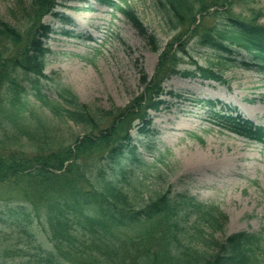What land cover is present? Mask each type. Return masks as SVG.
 <instances>
[{
  "label": "trees",
  "instance_id": "16d2710c",
  "mask_svg": "<svg viewBox=\"0 0 264 264\" xmlns=\"http://www.w3.org/2000/svg\"><path fill=\"white\" fill-rule=\"evenodd\" d=\"M72 2L84 0H15L10 20L0 17V112L8 108L18 119L12 105L31 91L55 117L83 129L72 145L47 153H0L6 197L0 198V264H264L263 234L227 235L218 207L169 189L145 198L149 164L139 150H154L135 145L132 136L155 138L151 113L166 109L170 97L207 106L209 121L221 131L264 144V128L230 106L165 88L173 77L223 83L228 68L263 74L264 26L232 15V0H151L163 23L179 32L161 48L126 0H98L121 13L151 51L161 52L151 77L140 70L142 90L127 106L93 110L68 89L55 101L41 87L54 33L44 20L72 24L58 12ZM223 11L222 28L205 27L208 15ZM186 37L212 52L214 62L182 70ZM18 131L33 138L26 128Z\"/></svg>",
  "mask_w": 264,
  "mask_h": 264
},
{
  "label": "rangeland",
  "instance_id": "374dc122",
  "mask_svg": "<svg viewBox=\"0 0 264 264\" xmlns=\"http://www.w3.org/2000/svg\"><path fill=\"white\" fill-rule=\"evenodd\" d=\"M14 1L0 0L2 19L10 20L8 10ZM126 1L158 38L161 48L179 33L163 23L151 0ZM232 2V15L244 21L257 20L264 26V0ZM58 12L72 24L52 16L44 20L54 33L47 44L51 54L46 60L47 78L41 81L43 93L59 101L61 90L68 89L80 104L93 110L127 106L142 90L140 70L151 77L161 51H151L121 13L98 0L72 2ZM224 12L208 15L205 27L222 28ZM186 46L182 70L193 71L208 61L214 62L213 53L200 48L195 38ZM21 80L25 79L21 76ZM23 86L30 87L28 82ZM165 88L185 98L222 102L264 128V73L228 68L223 83L173 77ZM167 101L166 109L151 113L155 138L143 140L132 132L135 145L149 144L154 150L153 154L143 147L139 150L149 164L145 198L167 189L173 194H187L218 207L226 215L227 235L249 232L264 236V144L221 131L209 121L207 106L187 99L167 97ZM12 109L18 119L11 117L8 108L0 112V153H47L72 145L76 137L83 135L82 127L55 117L31 91ZM19 128L28 129L33 138L18 133ZM14 134L19 139H11ZM0 198H6L1 189Z\"/></svg>",
  "mask_w": 264,
  "mask_h": 264
}]
</instances>
